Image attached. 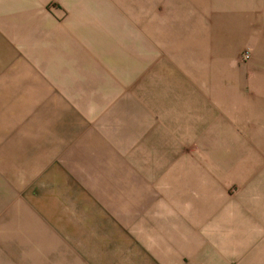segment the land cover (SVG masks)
<instances>
[{
	"label": "crops",
	"instance_id": "1",
	"mask_svg": "<svg viewBox=\"0 0 264 264\" xmlns=\"http://www.w3.org/2000/svg\"><path fill=\"white\" fill-rule=\"evenodd\" d=\"M47 1L0 0V90L24 108L2 151L21 175L3 200L2 264H264V160L241 179L226 164L227 182L204 179L187 161L217 145L187 158L185 119L156 97L164 60L217 85L196 35H140L122 0H60L66 13ZM249 79L264 92V74Z\"/></svg>",
	"mask_w": 264,
	"mask_h": 264
},
{
	"label": "rangeland",
	"instance_id": "2",
	"mask_svg": "<svg viewBox=\"0 0 264 264\" xmlns=\"http://www.w3.org/2000/svg\"><path fill=\"white\" fill-rule=\"evenodd\" d=\"M108 1L113 4L120 2ZM122 2L124 9L131 8L132 15L135 13L138 16L140 35L148 34L151 25L156 34L171 35L172 38H179L183 34L196 35L198 41L195 47L198 49L195 50L210 56L212 62H217L218 76L214 81L217 85L215 83L212 88L205 77L201 84L192 81L173 59L171 62L159 61L158 68L155 67V80L158 83L156 97L170 103L171 116L179 115L185 119L187 145L184 148L188 152L187 158L189 152L209 146L212 141L214 146L217 145L213 152L203 150L199 160L189 159L187 162L201 163L203 168L201 174L204 179L218 178L225 182L228 177L221 164L236 166L235 178L239 179L241 178L238 175L245 171L255 170L259 162L264 160V152L258 153L255 148L259 145L264 146V92L250 90L249 76L252 68L264 74V0H122ZM46 3L48 6H43V8L46 6L45 12L61 10L66 13V10H62V1L48 0ZM251 30L255 34H250ZM245 52H250L249 58L244 57ZM232 86L238 87L239 90L235 92V87ZM227 89L230 94H236L233 96L239 104L225 100ZM8 94L11 92L0 90V167L3 166V170H0V219L3 200L5 197L17 195L15 184L21 177L17 170L6 169L9 166L17 168V164H7L2 153L3 147L14 143L12 136L18 132V121L23 118L24 109L7 105L4 101ZM59 110L61 111V108ZM184 119L181 118L183 121ZM230 123L233 124L237 137L245 135L241 132L245 130L246 139L229 134L228 128L232 127L228 126ZM215 126H218L217 142L213 137ZM201 138L203 146H199ZM234 139L238 145L233 148L231 141ZM243 140L249 143L250 148L244 146ZM261 173L264 174V167ZM229 185V191L235 193L236 197L239 196L241 187L237 184L232 185V182Z\"/></svg>",
	"mask_w": 264,
	"mask_h": 264
},
{
	"label": "built area",
	"instance_id": "3",
	"mask_svg": "<svg viewBox=\"0 0 264 264\" xmlns=\"http://www.w3.org/2000/svg\"><path fill=\"white\" fill-rule=\"evenodd\" d=\"M243 55H244L245 58H249L250 57V52H245Z\"/></svg>",
	"mask_w": 264,
	"mask_h": 264
}]
</instances>
